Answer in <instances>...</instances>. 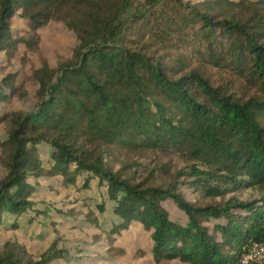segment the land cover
<instances>
[{
  "label": "trees",
  "instance_id": "16d2710c",
  "mask_svg": "<svg viewBox=\"0 0 264 264\" xmlns=\"http://www.w3.org/2000/svg\"><path fill=\"white\" fill-rule=\"evenodd\" d=\"M13 18L33 36L60 20L75 43L30 71L29 112L1 111L18 87L0 79V264L89 260L56 240L34 257L14 236L47 215L35 199L51 187L72 188V206L83 198L91 229L109 211L110 238L138 225L155 264H237L264 242V0H0L5 61L32 47ZM118 150L170 151L190 165L170 179L129 173Z\"/></svg>",
  "mask_w": 264,
  "mask_h": 264
},
{
  "label": "rangeland",
  "instance_id": "374dc122",
  "mask_svg": "<svg viewBox=\"0 0 264 264\" xmlns=\"http://www.w3.org/2000/svg\"><path fill=\"white\" fill-rule=\"evenodd\" d=\"M188 1L198 3L202 0ZM11 30L17 36L25 38L26 42H30L32 47L19 46L14 50L10 61H5L3 55L0 54V79L12 74L15 78V85L18 87L16 94L8 98L7 102L1 107V111L7 114L15 111L29 112L33 109L32 93L34 88L30 71L39 67L42 63L52 66L57 56L68 57L75 43L70 31L63 26L60 20L53 18L49 19L42 28L35 31L34 36L17 18L11 20ZM2 134V128L0 127V137ZM115 154L129 173L136 172L142 175L156 169V172L165 179L173 178L180 171L187 173V167L190 165L184 162L185 160L178 154L170 151L133 153L118 150ZM1 175L2 171L0 169ZM185 179L180 177L179 182L185 181ZM54 183L59 184V182ZM50 189V191L40 192L35 199L40 203L38 204L39 210L41 212L45 210L49 214L43 216L42 213L37 216L32 234H24L22 229L17 230L14 234L17 241L23 243L31 255L37 257L56 240L59 247L68 249L63 255L68 254L69 256L73 253V250L81 251L82 257L89 259L85 264H155L149 254L150 240L148 233L139 228L138 225L132 224L126 230H122L110 238L106 233L109 222L112 221L109 211L98 214V222L101 227L91 229V226L83 225L85 224L83 221L91 224L89 222L90 216L85 219L81 218L83 213L80 202L83 198L77 199L78 203L72 206L76 197L72 195L74 192L72 188L56 190L51 187ZM54 192L56 193L54 194ZM181 192L186 200L190 202L197 200V196L191 194L188 190L182 188ZM230 196L242 201L254 198L251 193H233ZM47 207L50 209L49 211L46 210ZM107 207L108 204H106ZM162 207L171 220L184 224L183 214L170 201L164 202ZM11 235V233H8L6 237L10 239ZM81 241L89 243L80 245ZM64 262L56 261L53 264H66ZM157 264L180 263L174 260Z\"/></svg>",
  "mask_w": 264,
  "mask_h": 264
},
{
  "label": "built area",
  "instance_id": "2783aa9c",
  "mask_svg": "<svg viewBox=\"0 0 264 264\" xmlns=\"http://www.w3.org/2000/svg\"><path fill=\"white\" fill-rule=\"evenodd\" d=\"M264 262V242L249 247L243 253L237 264H261Z\"/></svg>",
  "mask_w": 264,
  "mask_h": 264
}]
</instances>
